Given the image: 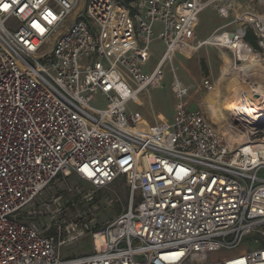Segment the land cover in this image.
Segmentation results:
<instances>
[{"label": "built area", "instance_id": "1", "mask_svg": "<svg viewBox=\"0 0 264 264\" xmlns=\"http://www.w3.org/2000/svg\"><path fill=\"white\" fill-rule=\"evenodd\" d=\"M238 2L0 0V264H264V93L249 91L246 110L229 109L226 135L187 110L189 88L177 78L172 124L146 128L129 109L159 85L175 53L219 47L238 74L264 59V10L246 9L237 30L195 43L203 11L217 3L229 17ZM159 23L166 50L146 74ZM249 30L259 50L245 42ZM202 86L215 90L209 79ZM98 95L102 109L91 105ZM236 132L243 141H231ZM70 176L93 192L126 179L127 210L103 230L72 222L45 234L27 222L28 207ZM86 233L92 254L63 258L62 247ZM247 237L259 248L211 259Z\"/></svg>", "mask_w": 264, "mask_h": 264}, {"label": "rangeland", "instance_id": "2", "mask_svg": "<svg viewBox=\"0 0 264 264\" xmlns=\"http://www.w3.org/2000/svg\"><path fill=\"white\" fill-rule=\"evenodd\" d=\"M241 6L251 7L255 11L261 13L264 10V0H253V3H251L250 0H243ZM211 11L214 16H220L217 3L212 4L208 10L206 9L201 15V18H205L203 21L204 28H206V19L207 23L210 21L208 17L212 15ZM72 20L73 18L71 17L68 22L70 23ZM15 25V22L11 21L8 26L12 27ZM233 26H237V24ZM161 29V23L156 24L154 27L155 40L151 44L149 61L143 67V71L146 74H150L158 66L165 53L166 46L158 39L162 31ZM218 31L226 30L224 28ZM207 46L210 45H205L197 52L191 54V58L188 62H186V59L180 53H177L176 57L174 56L172 58L173 60L165 61L161 67L160 74L163 75V79L160 81L159 85L156 87H149L145 94L140 96L142 105L131 101V103H129V109L134 112L140 111L146 113L150 105H153L155 108L151 107L153 118L159 112L164 113L170 118L175 116V106L178 104V100L175 98L176 95L172 85L175 82L176 72L182 84L186 88H189V93L183 100L187 106V110H201L219 131H222L225 135L228 134L230 127H234L229 111L232 105L231 100L234 94L241 92L244 88V83L242 78L237 74L233 75V77L228 80L222 79L227 72L226 70L229 68V65H227V57H225L226 61L223 58H219V52L217 51L201 54L203 49H206ZM216 49L227 53L228 56L230 55L225 49L219 47ZM182 64H184L185 67L184 71L182 70ZM126 77L128 78L127 75ZM204 77H210L214 82L220 78L218 86L221 88L220 91L222 94H220V103L217 106L215 105L216 113L211 111V103L208 101V97L215 95L219 87L217 86L218 88L213 92H208L207 89L202 86ZM260 81L261 77L256 80V83ZM130 83L133 87L135 86L132 81H130ZM149 90L151 97H149ZM91 105L98 109L107 106L105 98L100 95L95 96ZM230 139L233 142H238L237 137L234 139L230 136ZM93 191L90 184L77 176L60 177L59 180L48 186L34 203L28 207L26 210V215L29 217L27 222L35 225L45 234H47V232H54L55 227L62 223L70 224L72 222H78L85 229H88V231H91V229L103 230L127 210L130 192L126 179L123 178L104 190ZM57 199H59L60 202L55 204L54 201ZM252 241L253 237L244 238L237 250L213 254L211 259L223 260L259 248L257 245L252 244ZM92 248V237L89 233H86L83 238L62 247L60 253L65 259L76 258L77 256L92 254Z\"/></svg>", "mask_w": 264, "mask_h": 264}, {"label": "crops", "instance_id": "3", "mask_svg": "<svg viewBox=\"0 0 264 264\" xmlns=\"http://www.w3.org/2000/svg\"><path fill=\"white\" fill-rule=\"evenodd\" d=\"M242 1L243 0H239V2L237 3V5H236V7L234 8V9H232L231 10V12H229V17H223L221 14H220V16H218L217 15V17L216 16H214L213 14H212V11H211V16L210 17H208V19H210V21H212V19H213V21L212 22H210L209 21V23H207V19H206V28H204V26H203V21H204V17H202L201 18V15H200V17H199V20H198V24H197V26H196V31H195V43L196 42H203L204 40H207V39H209L212 35H214L218 30H220V29H224L225 28V30H227V31H229V32H232V31H235V30H237L238 29V27H239V25L237 24V23H235V18H236V16L237 15H239L240 14V12H242V11H245L246 9H252L251 7H243V6H241V3H242ZM262 1V0H261ZM250 2L251 3H253V0H250ZM217 9H218V7H217ZM208 10V9H207ZM253 11H255L254 9H252ZM204 12V11H203ZM255 12H257V11H255ZM257 13H259V12H257ZM261 14V13H260ZM214 17V18H213ZM236 25L237 24V26H233V25ZM127 37V41H129L128 40V35L126 36ZM130 38V37H129ZM132 39V38H131ZM130 42V41H129ZM210 51H217V52H219L218 53V56H219V58H223L225 61H226V58L225 57H227V61H228V64L227 65H230V63H231V60H232V57H231V53L229 52V56H228V54L227 53H225V52H222V51H219L218 49H216L214 46H207V48L206 49H203V51L201 52V54H205V53H209ZM179 53V52H178ZM176 54L177 53H175V57H176ZM185 59H186V62H188L189 61V59L191 58V54H189V56H187V55H185V54H183V53H180ZM162 60V59H161ZM160 60V61H161ZM160 64V63H159ZM185 67H184V64H182V70L184 71L185 69H184ZM175 77L181 82V80L179 79V77H178V74H176V72H175ZM225 75V74H224ZM224 77V76H223ZM204 79H209L210 81H211V83L214 85V87H215V89L216 88H218L219 86H218V82H219V80H220V78H219V80H217V81H213L210 77H204ZM204 79L202 80V81H204ZM182 83V82H181ZM220 84V83H219ZM173 86V85H172ZM218 86V87H217ZM149 97H151V93H150V90H149ZM215 93V92H214ZM143 94H145V93H142L141 95H143ZM140 95V96H141ZM175 96V95H174ZM213 96H209L208 97V101L210 100V98H212ZM175 98H176V96H175ZM177 99V98H176ZM139 105H142V99H140V101H139V103H138ZM152 104V103H151ZM177 106V105H176ZM176 106H175V108H176ZM151 107H153L154 108V106L153 105H150V107H149V109L146 111V113H143V112H140V111H136V112H139L140 114H141V117L143 118V125L147 128V127H153V126H155V125H161V124H172L173 122H174V120H175V116H173L172 118H170V117H168V116H166L164 113H162V112H159L154 118L152 117V111H151ZM187 107V106H186ZM155 109V108H154ZM194 111H196V110H194Z\"/></svg>", "mask_w": 264, "mask_h": 264}, {"label": "bare ground", "instance_id": "4", "mask_svg": "<svg viewBox=\"0 0 264 264\" xmlns=\"http://www.w3.org/2000/svg\"><path fill=\"white\" fill-rule=\"evenodd\" d=\"M208 42L209 41H206L205 43L208 44ZM187 56H189V54H187ZM262 68L264 69V59L258 60L253 63L251 62L245 63L244 67L240 68L239 70L241 74L233 72L229 70V68L228 70H226L227 72L225 73L222 79L228 80L229 78L233 77V75L238 74V76L242 78L243 83H244L243 84L244 88L241 90L242 93L239 92L238 94L233 95L232 100H231L232 105L230 106V108L234 110H239V109L246 110L250 105V101H247V94L249 91L256 92L260 95L264 93V70ZM259 77H261V81L258 82L257 84H254ZM220 90L221 88L219 87V89L217 90V93L216 94L214 93L215 95L212 94L213 97L210 98L209 100V102L211 103L210 109L213 113H216V110H215L216 106L220 103V94H222ZM235 137L238 138L239 142L244 140L243 136H241L240 133L236 132L233 135L234 139Z\"/></svg>", "mask_w": 264, "mask_h": 264}, {"label": "trees", "instance_id": "5", "mask_svg": "<svg viewBox=\"0 0 264 264\" xmlns=\"http://www.w3.org/2000/svg\"><path fill=\"white\" fill-rule=\"evenodd\" d=\"M245 42H249L250 45L255 48L256 50H259L258 44L256 42V38L251 30L247 32V36L245 38Z\"/></svg>", "mask_w": 264, "mask_h": 264}, {"label": "water", "instance_id": "6", "mask_svg": "<svg viewBox=\"0 0 264 264\" xmlns=\"http://www.w3.org/2000/svg\"><path fill=\"white\" fill-rule=\"evenodd\" d=\"M259 127L264 128V118L262 119V121H260Z\"/></svg>", "mask_w": 264, "mask_h": 264}]
</instances>
